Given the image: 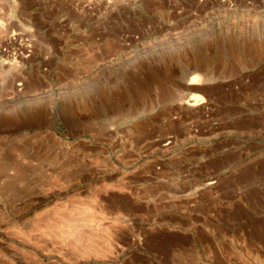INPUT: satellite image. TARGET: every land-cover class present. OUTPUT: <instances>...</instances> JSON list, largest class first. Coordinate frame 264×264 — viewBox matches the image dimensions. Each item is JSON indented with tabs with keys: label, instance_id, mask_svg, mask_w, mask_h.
Here are the masks:
<instances>
[{
	"label": "rangeland",
	"instance_id": "rangeland-1",
	"mask_svg": "<svg viewBox=\"0 0 264 264\" xmlns=\"http://www.w3.org/2000/svg\"><path fill=\"white\" fill-rule=\"evenodd\" d=\"M0 264H264V0H0Z\"/></svg>",
	"mask_w": 264,
	"mask_h": 264
},
{
	"label": "bare ground",
	"instance_id": "bare-ground-1",
	"mask_svg": "<svg viewBox=\"0 0 264 264\" xmlns=\"http://www.w3.org/2000/svg\"><path fill=\"white\" fill-rule=\"evenodd\" d=\"M14 63V62H13ZM15 65V64H14ZM200 75V74H199ZM199 75H194V76H192L191 77V79H190V82H188L189 83V85H198V80L200 79V77H201V75L199 76ZM203 78V77H202ZM202 81H203V79H202ZM200 83H201V81H199ZM193 98V97H192ZM195 99V98H194ZM190 100V99H189ZM189 105V104H188ZM97 114V113H96Z\"/></svg>",
	"mask_w": 264,
	"mask_h": 264
}]
</instances>
